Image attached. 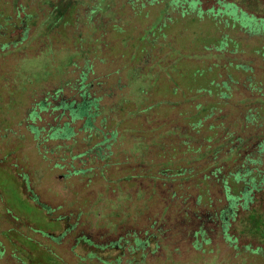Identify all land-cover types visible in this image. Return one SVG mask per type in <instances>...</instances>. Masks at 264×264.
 Here are the masks:
<instances>
[{
  "label": "rangeland",
  "instance_id": "374dc122",
  "mask_svg": "<svg viewBox=\"0 0 264 264\" xmlns=\"http://www.w3.org/2000/svg\"><path fill=\"white\" fill-rule=\"evenodd\" d=\"M61 1L0 0V13L16 27L12 32L9 21H0V33L7 30L15 37L26 30L18 47L0 54V244L5 250L0 264H15L18 246L27 250L31 264H110L119 254L121 264H264L260 253L235 251L216 231H207L210 245L198 250L187 237L188 228L173 227L179 216L172 194H184L193 205L203 189L199 176L158 181L153 193L152 181L140 178L119 182L123 193L112 189V181L127 170L137 175L141 160L164 162L159 153L171 152L169 144L178 142L167 131L186 128L200 109L197 104L219 108L204 126L223 115L224 125L234 130L235 124L240 132L252 113L258 116L245 123L244 133L264 132L263 30L234 22L237 9L231 8L232 22L221 11L212 14L186 0H73L75 13L64 24L50 13ZM229 1L264 17V0ZM241 20L250 26V19ZM82 93L97 104V115L87 126L86 118L64 107L81 104ZM64 126L67 137H48L50 128ZM207 132L202 127L195 137ZM103 136L110 139L99 152L111 156L106 174L99 172L105 159L95 150L74 158ZM87 168L91 171L73 174ZM138 189L143 195H137ZM208 193L212 209L224 203L218 187ZM258 196L264 210V192ZM239 220L235 231L245 229ZM154 221L162 235L156 249L148 238ZM64 230L58 243L40 234L60 238ZM245 235L247 240L250 235ZM83 237L102 246L118 241L121 251L105 248L88 260L91 247L77 242ZM134 237L148 241L138 253H131Z\"/></svg>",
  "mask_w": 264,
  "mask_h": 264
},
{
  "label": "trees",
  "instance_id": "16d2710c",
  "mask_svg": "<svg viewBox=\"0 0 264 264\" xmlns=\"http://www.w3.org/2000/svg\"><path fill=\"white\" fill-rule=\"evenodd\" d=\"M63 1L64 3H62ZM145 1L150 3L158 0ZM177 1L182 0H170L169 3L174 4L177 3ZM186 1L188 3H197L200 7V10L209 11L212 12V14H216L217 11H221L222 15L224 17H228L230 20H232V22L234 18L231 15V8L237 9L239 11L238 17L240 20L235 19L234 22H237L242 27H247L251 31L254 29H261L264 32V17L257 18L253 14L249 15L238 4L232 1ZM188 3H186L187 6ZM205 3H208L209 5L203 9V4ZM54 7L55 12L50 13L54 16L55 20L58 19L57 21H59L60 19L64 24L66 23V19L70 18L72 14L75 13V4H73V0H62L61 5L55 4ZM243 17L251 20L249 27L246 22H242L241 19ZM9 18L10 16H3L0 13V21H9V24H11ZM20 23L23 24V21H20ZM9 27L13 28L12 32L16 30V27L13 24H11ZM25 31L26 30L24 26V30L21 32V35L11 37V33L2 29L0 37H2V40L4 41L0 44V54H4L3 51L6 49L8 50L9 47H12V50L15 47H18L19 44L25 39ZM0 89L3 90L4 85H2ZM222 95L225 96V93ZM81 96L83 98V102L77 105L75 108L68 106L66 107V105L64 107L67 108L71 113H74L75 115L77 114L79 118H86L85 125L87 126L89 124V119L97 115V104L92 100L90 101L89 99H85L84 93H82ZM224 99L228 98H221V100ZM154 106L155 105L150 107L146 106L144 110H141L146 112L153 109ZM196 107H199L200 109L194 116L191 117L192 120L187 122L188 128L175 126L172 131H167V136L170 135L176 137L178 142L175 144H169L171 147V152H165L162 149V153H159V156L165 158L164 162L151 163V161L148 162L147 160H141L140 163H138L139 168L137 175L131 174L132 170H127L128 173L124 177L112 181L115 183V185H112V189L119 190L120 185L117 184L121 181L128 182L129 179L140 178L142 180L147 179L152 181L153 187L151 191L153 193V188L158 181L172 182L175 179L186 181L187 179H190L194 176H199L197 182L203 186V189L201 190L200 194L196 196L193 205H191L189 202V197H185L184 194H172V201L174 203L173 207L177 209L176 214L179 216L173 222V227L181 226V229H189L187 237L194 239L191 240V245L194 249L204 250L206 247H209V238H207V235L209 234L207 231L210 230L212 233L216 231L217 234L221 235L229 243V245H231L230 247L235 249V251L242 249L247 253H260V255L264 256V210L261 209L263 202H260V198L258 196V194L264 192V132L262 133V131H260L259 133H244L245 123H254L258 115L247 113L243 122L240 120L242 124L240 126L239 132L237 130L238 126L235 124L232 126L235 128L234 130H231L230 126L224 125L222 120H224L225 117L223 115L219 118V122L208 123L204 126L203 121L211 117L214 109H219L218 105L203 107L197 104ZM66 126L59 129L50 128V132L47 134L48 137H67L69 130L66 129ZM160 126L164 127V122ZM202 127H204V131H208L207 135H199L198 137H195V135L200 132V128ZM31 129V131H33L36 135L38 134V129L33 127H31ZM84 129L88 131L92 130L90 127H85ZM90 134H92V132H89V135ZM109 135L110 138H112L115 135V132L112 131L109 133ZM109 140V138H105L103 136L101 142L95 144L88 151L74 156V158H81L90 151L95 150L98 153L99 159H105V164L99 168V172L101 174H106L107 171L110 170V164H108V162L111 163V156H109L110 154L105 153L99 154V152L103 151L101 146L105 144L107 145ZM139 140H141V137ZM190 142H196V145L192 146ZM184 147L185 149L181 150V148ZM144 156L145 155L142 152L139 154L140 158H143ZM187 158L188 160H186ZM85 171L86 172H84V170H75L73 174H84L91 171V169L87 168ZM109 184L111 185V183H107L106 187H109ZM210 187H218L221 190V194L224 198V203L220 206H216L214 209L211 208L212 200L208 193V189ZM119 191L123 193L122 190ZM143 193V189H138L137 195H143ZM124 198H126V196H124ZM199 205L202 207L207 205L208 209L210 210L206 212H200V210L197 208ZM168 207L169 204L164 207V210H167ZM2 216L8 217V215L5 213H2ZM15 218L17 219V217ZM238 218L240 219V223L245 225L244 230L235 231L233 229V224ZM156 223L158 222L154 221V223L150 226V228H152V232L148 237L153 242L155 249L158 248V243L161 242L160 237L162 236L160 231L156 230ZM207 225H212L214 227L212 229H207ZM66 231L67 230H64L60 234V238H54L51 235L42 232L39 233L42 235V237L44 236L50 238V240L53 242L58 243L59 240L64 237ZM245 232L246 234L248 233L250 235L248 238L249 240L244 239L247 237L246 235L243 236ZM178 233L181 234L180 231ZM178 233L177 235H179ZM4 238H7V240L10 239L9 235L6 234ZM242 240L244 242H242ZM77 242H84L83 245H86L84 246L85 248L91 247L92 251H89L86 256L88 260L94 257V252L101 253V251H103L105 248H110L111 250L118 249L121 251L118 241L102 246L98 244H92L90 240L83 237L78 238ZM206 242L207 244H205ZM133 243L135 248L131 250V253H138V250L143 246L145 247L148 241L145 240L142 242L140 239L134 237ZM18 248L19 250H17V254L16 251L13 252L15 259L11 256L9 257L15 261V264H31L29 263L30 258L27 257V250L22 249L19 246ZM4 251V247L2 244H0V257L5 253ZM24 252L26 255H24ZM96 258L99 259V257ZM121 258L122 254H119L117 257L112 259L110 264H121ZM142 258H144V254L142 255ZM77 260L79 263L84 262L82 258H77ZM142 263L143 262L141 261L135 260H127L125 262V264Z\"/></svg>",
  "mask_w": 264,
  "mask_h": 264
}]
</instances>
